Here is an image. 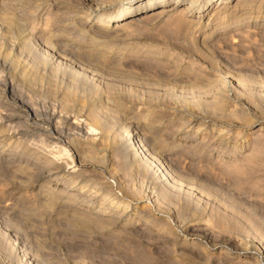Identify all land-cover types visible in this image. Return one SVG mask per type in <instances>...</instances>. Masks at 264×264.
Listing matches in <instances>:
<instances>
[{
    "label": "rangeland",
    "instance_id": "rangeland-1",
    "mask_svg": "<svg viewBox=\"0 0 264 264\" xmlns=\"http://www.w3.org/2000/svg\"><path fill=\"white\" fill-rule=\"evenodd\" d=\"M139 1L0 0V264H264V0Z\"/></svg>",
    "mask_w": 264,
    "mask_h": 264
},
{
    "label": "bare ground",
    "instance_id": "bare-ground-1",
    "mask_svg": "<svg viewBox=\"0 0 264 264\" xmlns=\"http://www.w3.org/2000/svg\"><path fill=\"white\" fill-rule=\"evenodd\" d=\"M86 1H90V0H86ZM91 1H93V0H91ZM90 1V2H91ZM164 0H160V1H158V6H156V8H153V9H151L152 11H157V10H159V11H157L156 12V14H158V13H160V14H165V15H168L171 11H172V9H170L168 6H166L165 5V3L163 2ZM183 1H188V4H189V6H191V5H195L197 2H199L200 0H175V3H182ZM215 1V0H214ZM240 0H238V2H239ZM89 2V3H90ZM163 2V3H162ZM152 3H153V0H146V1H139V2H137L136 4H133L135 7L134 8H132V9H129V8H127V7H123L124 8V11H123V13L121 12V13H119V14H117V15H111L110 14V18H109V20L110 21H115V19H119L120 21H118V22H120V23H116V26H123L124 25V20L128 17V14L129 13H132L133 15H138V14H140V13H144V12H146V11H148V7L149 6H151L152 5ZM213 3V0H206V4L202 7V8H209V6L211 5ZM226 3H233V0H222V4L224 5V7H225V4ZM236 3H237V1H236ZM236 3H235V5H236ZM123 4V3H122ZM238 5V4H237ZM148 6V7H147ZM153 6V5H152ZM151 6V7H152ZM150 7V8H151ZM155 7V6H154ZM218 7V6H217ZM220 7V6H219ZM218 7V8H219ZM223 7V6H222ZM122 8V9H123ZM212 8H214V6H212ZM217 9V8H216ZM151 10H149V11H151ZM102 20H99L96 24H94L96 27H98V28H100V29H104V30H109V29H112V28H114V26H115V24H110V23H108V24H106V23H102L101 22ZM58 59V58H57ZM58 69V68H57ZM57 73H59V69H58V72ZM61 73H59V75H60ZM64 75H66V74H64ZM61 76H63V75H61ZM64 77V76H63ZM67 77V76H66ZM72 77V76H71ZM62 78V77H61ZM66 79H68V78H66ZM69 80V79H68ZM79 79H78V77H77V75L75 74L74 76H73V79H72V81L75 83L76 81H78ZM56 81V80H55ZM71 81V80H70ZM72 83V82H71ZM74 83H72V86L71 87H73V85H74ZM53 85V84H52ZM55 85V84H54ZM79 85V84H78ZM76 86H77V84H76ZM69 90V89H68ZM60 91V90H59ZM58 92V91H57ZM60 93V97H62V98H64V100H65V105L66 106H68V104H67V100L65 99L67 96V94L66 93H64L63 91L62 92H59ZM60 100H63V99H60ZM65 105H63L62 104V109L64 108V109H66V106ZM68 109V108H67ZM32 111H31V109L30 110H28V114H30ZM19 113H21V112H19ZM33 114V113H32ZM67 115V114H66ZM71 115V114H70ZM74 115V114H73ZM12 116V115H11ZM28 116V115H27ZM29 117V116H28ZM77 117V116H76ZM94 118V117H93ZM93 120V119H92ZM94 121V120H93ZM29 122V121H28ZM37 126V125H36ZM36 128V127H35ZM37 128H38V126H37ZM44 130V129H43ZM60 135H61V133H59ZM129 134V137L132 139V141L133 142H135V141H139V142H137L142 148L143 147H145V145H143L142 144V141H140V140H138V138H139V134L137 133V132H133V133H128ZM60 137V136H59ZM62 137V136H61ZM127 140V139H126ZM144 140V139H143ZM57 141V140H56ZM62 143H63V141H62ZM136 143V142H135ZM134 144V143H133ZM147 145V144H146ZM148 147V146H147ZM62 148V147H61ZM137 149H138V147H137ZM137 149L135 148V147H133L132 146V152L134 153L133 155H134V157H135V159H136V162L139 164V165H141L140 163H142V161L144 160L143 158H142V155H140V154H137L136 152H137ZM149 149V148H148ZM156 149V148H155ZM144 151V150H143ZM148 151V150H147ZM138 152H140L139 151V149H138ZM149 152H150V150H149ZM146 153V152H145ZM151 153V152H150ZM149 154V153H148ZM154 154V153H153ZM150 155V154H149ZM155 156V155H154ZM144 157V156H143ZM145 158V157H144ZM151 158V157H150ZM153 160V159H152ZM145 165V164H144ZM160 165V164H159ZM148 172V171H147ZM156 172V171H155ZM143 174H145L146 175V168H144V170H143ZM153 178V177H152ZM60 191V190H59ZM130 192H132V190L130 191ZM133 194V193H132ZM135 194V193H134ZM161 196V195H160ZM166 196V195H165ZM69 197V196H68ZM67 198V197H66ZM168 200V199H167ZM90 213V212H89ZM136 216V215H135ZM113 218V217H112Z\"/></svg>",
    "mask_w": 264,
    "mask_h": 264
}]
</instances>
